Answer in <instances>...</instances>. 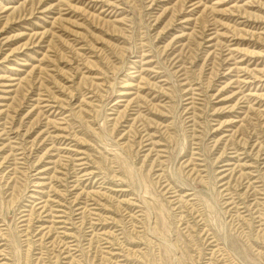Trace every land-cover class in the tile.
I'll use <instances>...</instances> for the list:
<instances>
[{"label": "rangeland", "instance_id": "obj_1", "mask_svg": "<svg viewBox=\"0 0 264 264\" xmlns=\"http://www.w3.org/2000/svg\"><path fill=\"white\" fill-rule=\"evenodd\" d=\"M0 264H264V0H0Z\"/></svg>", "mask_w": 264, "mask_h": 264}]
</instances>
